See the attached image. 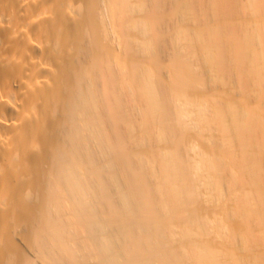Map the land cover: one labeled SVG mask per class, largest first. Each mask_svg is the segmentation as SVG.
I'll use <instances>...</instances> for the list:
<instances>
[{"label":"bare ground","instance_id":"bare-ground-1","mask_svg":"<svg viewBox=\"0 0 264 264\" xmlns=\"http://www.w3.org/2000/svg\"><path fill=\"white\" fill-rule=\"evenodd\" d=\"M0 264H264V0H0Z\"/></svg>","mask_w":264,"mask_h":264}]
</instances>
